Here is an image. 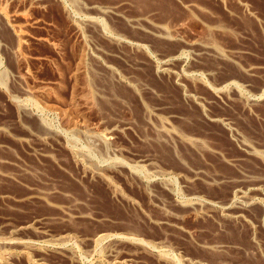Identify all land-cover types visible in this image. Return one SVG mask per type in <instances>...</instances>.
Wrapping results in <instances>:
<instances>
[{"label":"rangeland","instance_id":"1","mask_svg":"<svg viewBox=\"0 0 264 264\" xmlns=\"http://www.w3.org/2000/svg\"><path fill=\"white\" fill-rule=\"evenodd\" d=\"M0 13V264H264V0Z\"/></svg>","mask_w":264,"mask_h":264},{"label":"bare ground","instance_id":"2","mask_svg":"<svg viewBox=\"0 0 264 264\" xmlns=\"http://www.w3.org/2000/svg\"><path fill=\"white\" fill-rule=\"evenodd\" d=\"M112 8V7H111ZM110 7H108V6H103V7H100L98 10H99V12H101V13H114L113 12V10L111 9ZM97 10V11H98ZM0 15H1V13H0ZM4 19V18H3ZM145 19V17H143L142 18V16H141V18H137V19H132V20H129L130 22H132V23H134V24H139V21H143ZM189 19H191V20H193L194 18H192V15H189ZM188 19V20H189ZM86 21H87V23H93V18L92 17H87V19H85ZM196 19H194V21H195ZM198 21V20H197ZM154 29V31L155 32H157V33H163L162 32V30H161V27L160 26H156V28H153ZM16 35V34H15ZM20 36V35H19ZM170 37V36H169ZM117 42H119V40H116ZM121 41V40H120ZM138 44V43H137ZM190 45V44H189ZM141 46V45H140ZM191 47V46H190ZM200 49L201 50H204V51H206V52H211V53H214L215 55H219L220 56V50H218L212 43H206V44H204V45H201V47H200ZM167 56V55H166ZM173 56H171V57H169V58H167V59H164L163 61L161 60V65L160 66H158L157 68H156V72H158V73H165V75L167 74V75H170V74H173V71H172V67H171V65H172V63L175 61H173V59L174 58H172ZM176 57V56H175ZM175 70V69H174ZM175 73V72H174ZM175 75V74H174ZM106 77V76H105ZM178 77V76H177ZM176 78V77H175ZM213 80V79H212ZM234 83V82H233ZM235 86V85H234ZM88 87V86H87ZM120 87V86H119ZM232 87V86H231ZM238 87V86H237ZM89 88V87H88ZM213 89V88H212ZM221 89V88H220ZM215 90V89H214ZM213 90V91H214ZM86 91H87V89H86ZM218 89H216L215 90V93H218ZM141 92V91H140ZM224 92V91H223ZM86 93V92H85ZM84 96V95H83ZM87 96L89 97V99H92L93 97H92V94H91V92H90V89H88V92H87ZM86 99H87V97H86ZM192 99V98H191ZM18 100V99H17ZM194 101V100H193ZM87 103V102H86ZM90 109V108H89ZM217 116V115H216ZM216 116H214V115H207L206 116V118L208 119V120H210V122L211 121H219V119L216 117ZM221 118V117H220ZM190 119V118H189ZM41 121V120H40ZM206 121V120H205ZM155 122V121H154ZM159 125V124H158ZM114 126V125H113ZM112 126V127H113ZM160 127V126H159ZM160 129V128H159ZM159 129H157V130H159ZM156 130V131H157ZM179 130V129H178ZM177 130V131H178ZM94 131V130H93ZM101 131V130H100ZM111 131H112V129L111 128H108L107 127V129H105L103 132H101V133H96V134H94L93 136V138H95L94 140H98V141H100L101 143H103V144H105V143H108L109 142V140L111 139ZM72 132V131H71ZM162 132H164L163 130H162ZM170 132H172V131H170ZM157 133V132H156ZM167 133V132H166ZM172 134H174V135H176L177 136V134H175V133H172ZM167 135V134H166ZM46 136V135H45ZM92 136V135H91ZM164 136V135H163ZM162 136V137H163ZM171 136V135H170ZM87 137V136H86ZM147 137V136H146ZM165 137V136H164ZM173 137V136H172ZM178 137V136H177ZM169 138V137H168ZM40 139H42V138H40ZM162 139V138H161ZM177 139V138H176ZM185 139V138H184ZM186 139H189V138H186ZM242 139V138H241ZM244 140V139H243ZM97 141V142H98ZM183 141H185V140H183ZM189 141H191V140H189ZM205 141V140H204ZM166 142V141H165ZM188 143V142H187ZM193 144V143H192ZM102 145V144H101ZM196 145V144H195ZM198 145V144H197ZM242 145H243V151L244 152H246L247 154H252V153H254L255 152V150L252 148V146H250L248 143H246V142H243L242 143ZM241 145V146H242ZM198 147V146H197ZM172 150V149H171ZM206 150V149H205ZM70 152V151H69ZM78 152V151H77ZM203 152V151H202ZM53 154V153H52ZM101 154V153H100ZM40 157H42V158H45V157H52L50 154H49V152L48 151H42L41 153H39L38 154ZM75 156V155H74ZM73 160V159H72ZM77 160V159H76ZM81 162V161H80ZM187 162V161H186ZM79 163V162H78ZM112 164V163H111ZM116 164V163H115ZM29 166V165H28ZM94 167V166H93ZM154 167H155V165H154ZM85 168V167H84ZM96 168V167H95ZM22 169V168H21ZM82 169V168H81ZM94 171V170H93ZM92 171V173H91V171H89V169L88 170H86V169H84L83 170V176L84 175H86L87 174V172H90L91 173V175L94 177V176H98V174L96 173V172H93ZM130 171V170H129ZM159 171V170H158ZM2 172H0V175H4V176H8L6 173H2ZM155 173V172H154ZM200 173V172H199ZM195 174V173H194ZM101 176V175H100ZM253 176V175H252ZM26 177V176H25ZM200 177V176H199ZM10 178V177H9ZM101 179V178H100ZM246 179V178H245ZM212 180V179H211ZM243 181V180H242ZM255 181V180H254ZM106 182V181H105ZM110 183V182H109ZM107 184V183H106ZM129 184V183H128ZM252 187V189H255L256 190V188H255V183H251L250 184ZM56 186V185H55ZM111 186V185H110ZM254 186V187H253ZM54 189V188H53ZM112 189V188H111ZM236 190V189H235ZM116 191V190H115ZM40 192V191H39ZM48 192H54L53 190H47V193ZM112 192V191H111ZM237 193H239V196L238 197H240L245 203L246 202H250V199H251V197H249V196H247V195H245V192L244 191H242V190H237L236 191ZM118 193V192H117ZM118 194H120V193H118ZM36 196H38V197H44V196H46V192L45 191H43V192H40V193H38ZM119 196V195H118ZM224 196V195H223ZM30 197H35L34 195H28V196H25L24 198H30ZM0 198L1 199H3L4 198V193L3 194H0ZM37 198V197H36ZM229 202V201H228ZM74 203V202H73ZM243 204V203H242ZM248 204V203H247ZM195 205V204H194ZM245 205V204H244ZM73 206V205H72ZM62 207V206H61ZM240 208V207H239ZM68 209V208H67ZM241 210H242V208H240ZM69 210V209H68ZM239 210V209H238ZM233 211V210H232ZM231 211V212H232ZM81 212V211H80ZM234 213V212H233ZM226 215V214H225ZM235 217V216H234ZM81 229V228H80ZM103 237H104V234H96V235H94L93 236V239H92V241L95 243V245H96V243L97 242H99V241H101L102 239H103ZM61 239V238H60ZM134 239V238H133ZM20 240V239H19ZM23 242V241H22ZM92 242V243H93ZM1 243V242H0ZM19 243H21V241L19 242ZM1 244H3L2 246L4 247V246H7V247H10L11 245H12V240H10V241H6L5 243L3 242V243H1ZM1 246V247H2ZM30 246V245H29ZM23 248V247H22ZM150 251V250H149ZM119 255V254H118ZM167 255V254H166ZM116 259V258H115ZM114 259V260H115ZM118 259L119 258H117V260H115V261H118ZM122 260V259H121ZM127 261V260H126ZM114 262V261H113Z\"/></svg>","mask_w":264,"mask_h":264}]
</instances>
